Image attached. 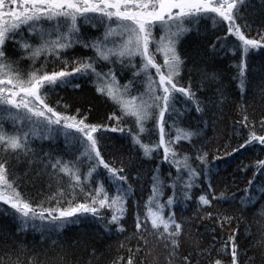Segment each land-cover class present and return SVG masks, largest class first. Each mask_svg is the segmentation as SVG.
Segmentation results:
<instances>
[{
	"label": "snow or ice",
	"instance_id": "obj_1",
	"mask_svg": "<svg viewBox=\"0 0 264 264\" xmlns=\"http://www.w3.org/2000/svg\"><path fill=\"white\" fill-rule=\"evenodd\" d=\"M255 53L264 56V0H0V208L17 221L15 234L0 235V264H264ZM222 54L236 61L239 101L229 100ZM257 79L259 111L256 94L247 97ZM98 100L108 112L94 122ZM226 109L236 146L219 142ZM257 149L233 173L252 174L239 195L217 187L220 163L231 169ZM30 172L48 188L35 198L22 187ZM209 221L230 230L222 241L214 227L204 242ZM71 225L95 226L68 245L87 252L79 262L55 240L40 252L17 238Z\"/></svg>",
	"mask_w": 264,
	"mask_h": 264
},
{
	"label": "trees",
	"instance_id": "obj_2",
	"mask_svg": "<svg viewBox=\"0 0 264 264\" xmlns=\"http://www.w3.org/2000/svg\"><path fill=\"white\" fill-rule=\"evenodd\" d=\"M253 35H255V28L253 31ZM195 40V37L193 38ZM231 54L229 53V56ZM221 63L219 64V67L223 70L224 75V82L225 87L229 94V100L230 101H239L241 99L240 92H239V81L236 79H233L237 75V72L232 65L236 63L235 60L229 59L228 56L221 55ZM250 63L259 66L260 64L264 63V56L260 55L259 53H255L252 55ZM123 82V81H122ZM187 82V76L185 77V80L182 81V83ZM259 83V80H254L250 85L249 88L251 91L247 93L248 102L251 104L253 103L252 95L253 93L256 94V107L257 111H259L260 105H259V88L257 87V84ZM84 87V94L88 96H92V85L90 83H86L83 85ZM75 93H72L71 90L68 92H60L59 95L62 97H68L70 95H74ZM96 109L92 112L90 119H92L94 122L100 121L103 119L104 114L108 112L107 106L103 104L102 100L96 101ZM180 107V105H178ZM233 117L234 113H231L229 110L226 109L225 115L222 118V122L219 124V128L221 132L223 133L220 143H228V138L233 137ZM191 118V114H189L188 117L185 118L184 122L181 124V126H186L188 120ZM194 122V121H193ZM119 135V134H116ZM242 140L239 136L233 137L231 139V144L233 146H236L238 143H241ZM56 151H62V145L57 147V145L52 146ZM215 148L216 144H210L207 150L210 152V156L215 154ZM44 150L49 151L48 143L45 142ZM223 150L221 149V152ZM259 154V150L257 149L256 153H245V154H237V159L232 163V168H227V165L220 163L219 168L221 171L220 176L216 180L217 187H223L224 185H228L230 188L229 195H231L232 192H236L237 195L240 194L239 190H242L246 187V180L251 178V172H248L247 174L241 172L237 175H233L236 171L237 164H250L253 163L255 156ZM261 158H264V155H261ZM145 170H147L150 167H153L151 164H146ZM167 167V165H165ZM27 170V167L25 165H21L17 169V175H23L24 172ZM46 178H37L34 175V172H30L28 178L25 179L22 187L23 190L33 198L36 197V193L38 191H48L47 183L45 182ZM33 183L35 186H33ZM55 186H53V189ZM150 188V185L147 183L144 184L143 190L137 192V199H143L146 200L148 195V190ZM5 208L7 206H4ZM183 206L181 205V208ZM179 211V209H178ZM184 215H191V209L184 210ZM132 217L127 218V226L129 228V231H131L132 226ZM216 228V239L217 242L222 241L228 232L229 229H225L223 231L220 230L218 224L215 221H209L206 223L205 227L200 228V232L203 234L204 242L206 244H210L212 242V228ZM235 227V225H233ZM17 231V221L13 219L11 216H5L3 208H0V235L4 234H15ZM245 226L241 224L240 226V232L244 233ZM95 232V226H88V225H71L68 228L64 230V232L60 234H52L51 236L45 235L44 237H41V234L37 231L32 230L29 228L26 232H21L18 234V239L23 241L25 245L28 246L29 249L35 248L37 251L43 252L44 249L50 248L52 246L53 240L57 241L58 243L64 244L66 250L72 254V257L75 261L79 262L83 259H86L88 254L87 252L83 251L82 249H76V248H68V245L73 244L75 240L79 237H81L84 233H94ZM122 239V237H121ZM243 243V241H241ZM112 243H115V239L112 240ZM98 247H100L102 250L105 247V245L98 244ZM135 246V242H133L132 245ZM143 255V253H141Z\"/></svg>",
	"mask_w": 264,
	"mask_h": 264
}]
</instances>
